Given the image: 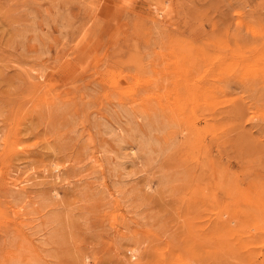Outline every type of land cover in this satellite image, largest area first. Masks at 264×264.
<instances>
[{"label": "rangeland", "instance_id": "obj_1", "mask_svg": "<svg viewBox=\"0 0 264 264\" xmlns=\"http://www.w3.org/2000/svg\"><path fill=\"white\" fill-rule=\"evenodd\" d=\"M0 264H264V0H0Z\"/></svg>", "mask_w": 264, "mask_h": 264}, {"label": "bare ground", "instance_id": "obj_2", "mask_svg": "<svg viewBox=\"0 0 264 264\" xmlns=\"http://www.w3.org/2000/svg\"><path fill=\"white\" fill-rule=\"evenodd\" d=\"M141 118V117H140ZM143 118V117H142ZM149 140L148 139H145V140H142L141 141V144L146 148V147H149L150 145H149ZM149 145V146H148ZM17 201V200H16ZM51 214V213H50ZM47 218V217H46ZM44 219V218H43ZM49 220V218H47V220L46 221H48ZM50 220L51 221H55V219H53V218H50ZM47 227V226H46Z\"/></svg>", "mask_w": 264, "mask_h": 264}]
</instances>
